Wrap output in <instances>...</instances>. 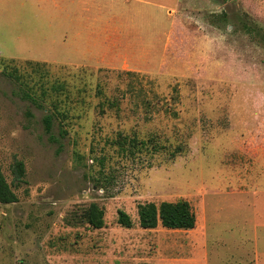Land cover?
Masks as SVG:
<instances>
[{
  "label": "rangeland",
  "instance_id": "1",
  "mask_svg": "<svg viewBox=\"0 0 264 264\" xmlns=\"http://www.w3.org/2000/svg\"><path fill=\"white\" fill-rule=\"evenodd\" d=\"M10 58L47 62V80L85 99L67 136L58 122L46 132ZM117 95L119 110L98 108ZM121 135L162 148L132 155ZM0 173L18 197L0 201V264H215L237 231L250 250L264 215V0H0ZM181 199L195 228L140 226V203ZM92 202L102 228L83 220Z\"/></svg>",
  "mask_w": 264,
  "mask_h": 264
},
{
  "label": "trees",
  "instance_id": "2",
  "mask_svg": "<svg viewBox=\"0 0 264 264\" xmlns=\"http://www.w3.org/2000/svg\"><path fill=\"white\" fill-rule=\"evenodd\" d=\"M9 64L5 65L4 73L10 78L14 79L20 86L22 97L28 99L34 106L47 111L43 116V122L47 133H52L55 123L58 122L60 126V135L67 136L69 133L66 126L71 124L75 118L81 115L75 113V109L85 103V99L74 96L72 90L68 87L66 81L47 80L51 74L47 62L36 60H26L18 63L14 58L9 59ZM31 67L33 77L31 80L26 78V75L20 72L21 67ZM12 66V67H10ZM10 68V69H9ZM31 73V75H32ZM46 79V81H45ZM130 90L132 88L130 87ZM98 96L105 92L101 86L97 88ZM142 95V93H140ZM144 99V104L147 105V111L150 110L151 105L156 102L150 99ZM115 107L118 110L121 108V98L119 95L114 97H104L100 100L98 108L102 112L105 106ZM29 115L33 116L29 111ZM53 137V133L51 134ZM56 139V137H53ZM156 137L151 136L148 139L140 140L133 136L129 140L127 137L119 136L115 143L121 144L122 151H129L134 155L137 149L149 150L150 146L157 151L159 147L156 142ZM130 143L128 147L125 144ZM182 147H178L181 149ZM14 174L17 180H23L26 174V166L24 161L17 159L13 167ZM18 200L17 194L12 189V184L9 183L3 173H0V201L3 203H12ZM138 213L140 218V226L147 229H153L162 225L170 229H193L197 225V215L193 209L190 201L181 199L178 201L164 200L160 203L154 201L140 203L138 205ZM83 220L95 228H102L105 226V208L97 202H92L82 213ZM117 222L124 227H133L134 222L132 217L125 210H119Z\"/></svg>",
  "mask_w": 264,
  "mask_h": 264
},
{
  "label": "crops",
  "instance_id": "3",
  "mask_svg": "<svg viewBox=\"0 0 264 264\" xmlns=\"http://www.w3.org/2000/svg\"><path fill=\"white\" fill-rule=\"evenodd\" d=\"M256 214L259 215V209ZM264 213V212H263ZM264 215H260L261 221L256 222L254 226V238H253V248L246 249L244 246L246 245V240L251 241L250 237H246L238 233L232 235L230 237H226V244L221 246L222 255L220 259L216 260L215 264H264V220L262 218ZM239 227V226H237ZM247 234V233H245ZM229 236V235H228ZM240 238V239H239ZM229 243H233L230 247ZM214 252H217L216 250ZM214 252L210 255V261L214 260V258L218 257V254H214ZM212 263V262H211Z\"/></svg>",
  "mask_w": 264,
  "mask_h": 264
}]
</instances>
